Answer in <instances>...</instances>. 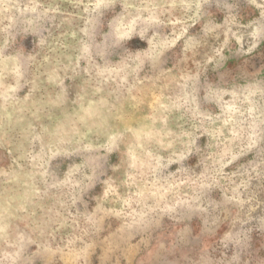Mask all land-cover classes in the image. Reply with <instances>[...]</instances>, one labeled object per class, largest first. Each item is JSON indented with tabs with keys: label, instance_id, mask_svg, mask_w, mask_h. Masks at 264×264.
<instances>
[{
	"label": "rangeland",
	"instance_id": "1",
	"mask_svg": "<svg viewBox=\"0 0 264 264\" xmlns=\"http://www.w3.org/2000/svg\"><path fill=\"white\" fill-rule=\"evenodd\" d=\"M0 264H264V0H0Z\"/></svg>",
	"mask_w": 264,
	"mask_h": 264
}]
</instances>
